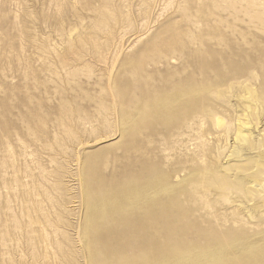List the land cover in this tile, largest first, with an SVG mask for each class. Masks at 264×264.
<instances>
[{
  "label": "rangeland",
  "instance_id": "obj_1",
  "mask_svg": "<svg viewBox=\"0 0 264 264\" xmlns=\"http://www.w3.org/2000/svg\"><path fill=\"white\" fill-rule=\"evenodd\" d=\"M228 262L264 264V0H0V264Z\"/></svg>",
  "mask_w": 264,
  "mask_h": 264
},
{
  "label": "bare ground",
  "instance_id": "obj_2",
  "mask_svg": "<svg viewBox=\"0 0 264 264\" xmlns=\"http://www.w3.org/2000/svg\"><path fill=\"white\" fill-rule=\"evenodd\" d=\"M155 190V189H154ZM136 194V193H135ZM152 195V194H151ZM154 195V194H153ZM141 196V195H140ZM156 196H158V195H156ZM144 198V197H143ZM157 199V198H156ZM209 250V249H208ZM215 251H216V249H214ZM217 257V256H216ZM215 258V257H214ZM219 258V257H218ZM211 260V259H210ZM210 262V261H209ZM225 262V261H224ZM207 263V262H206ZM228 264H230L229 262H228Z\"/></svg>",
  "mask_w": 264,
  "mask_h": 264
}]
</instances>
